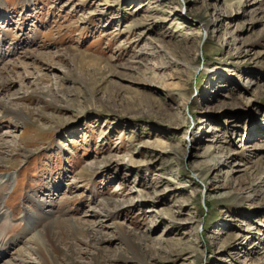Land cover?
Instances as JSON below:
<instances>
[{
  "label": "rangeland",
  "instance_id": "374dc122",
  "mask_svg": "<svg viewBox=\"0 0 264 264\" xmlns=\"http://www.w3.org/2000/svg\"><path fill=\"white\" fill-rule=\"evenodd\" d=\"M0 80V264H264V0H0Z\"/></svg>",
  "mask_w": 264,
  "mask_h": 264
},
{
  "label": "bare ground",
  "instance_id": "6f19581e",
  "mask_svg": "<svg viewBox=\"0 0 264 264\" xmlns=\"http://www.w3.org/2000/svg\"><path fill=\"white\" fill-rule=\"evenodd\" d=\"M192 165L195 168V170L193 171V174L195 175L192 176V179L193 181L195 180L198 183V179H202L199 174L203 170L202 164L199 160H196L193 162ZM10 178L11 177L2 178L3 182L0 181L1 190H3V187L1 185L8 183ZM199 184L201 183L199 182ZM1 192L2 191H0V195L2 194ZM101 206H103V209L108 212V214H111L114 210L119 207V204L118 202L113 201L111 199H105L101 203ZM1 214L2 211L0 209V215ZM40 221L41 223L39 229H37L36 231L34 230L35 232L28 240L30 245L27 248L29 249V252H33L38 255L39 262H37L36 264H56L55 259L52 257V254L54 253H58L65 261L69 262L70 264H75V259L80 254V246H78L77 244V242L80 241L79 238L86 239V241L82 239L84 241V245L93 249L99 248L98 244L105 240V238L98 236V232L94 227L84 228L81 226V224L76 225L77 223L74 225V223H72V220L66 219L62 221H57L56 219L44 217L41 218ZM23 222L24 231H22V233L25 234L30 229L29 226L32 222V219H30L28 215H25ZM67 226L72 229L73 233H71L72 231L68 232ZM64 232H66L67 234L65 233V239H63V241L62 237ZM123 241L126 245L127 251H129L134 258L138 259V261H140L139 263L141 264L143 261L139 258L141 257V255L144 257L146 255V245L142 241V239L139 240L131 236H124ZM12 242L13 240H0V250L6 248V245L11 244ZM16 253V257L14 259L12 258L13 260L7 262V264H26L22 253L18 251ZM262 258L264 259V256ZM107 259L109 262L113 261L111 257H107Z\"/></svg>",
  "mask_w": 264,
  "mask_h": 264
}]
</instances>
